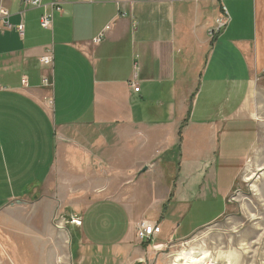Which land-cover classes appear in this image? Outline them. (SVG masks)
Listing matches in <instances>:
<instances>
[{
    "label": "crops",
    "instance_id": "1",
    "mask_svg": "<svg viewBox=\"0 0 264 264\" xmlns=\"http://www.w3.org/2000/svg\"><path fill=\"white\" fill-rule=\"evenodd\" d=\"M25 1L0 0L8 14L0 20L6 199L37 195L60 157L63 170L102 171L110 197L114 186L138 180L117 181L113 173L131 176L153 161L156 171L164 164L158 156L175 151L182 127L183 181L179 169L172 186L155 189L150 203L160 202L163 222L174 212L186 214L191 203L207 210L218 199L222 211L206 222L219 218L264 140V0H40L38 8ZM53 1L61 12L43 30L40 17ZM222 5L229 24L210 39ZM21 25L23 36L16 30ZM46 51L51 69L40 64ZM129 150L136 153L128 163ZM151 204L146 209L153 211Z\"/></svg>",
    "mask_w": 264,
    "mask_h": 264
},
{
    "label": "rangeland",
    "instance_id": "2",
    "mask_svg": "<svg viewBox=\"0 0 264 264\" xmlns=\"http://www.w3.org/2000/svg\"><path fill=\"white\" fill-rule=\"evenodd\" d=\"M44 103L52 108L51 98ZM181 130L175 151L158 156L164 164H158L156 171L151 170L153 161L149 170L145 167L131 176L125 171L113 173L117 181L138 180L114 186L110 197L102 171L63 170L62 157L37 195L9 200L10 188H0V264H180L176 261L184 253L204 257L206 264H264V140L239 174L219 218L206 222L223 209L218 199H211L210 204L205 202L210 209L197 201L183 216L177 211L160 222L164 214H159L160 202L150 201L155 189L172 186L179 169L183 181ZM57 142L61 143L60 137ZM128 152L129 163L136 152ZM107 198L114 201L108 203ZM149 204L156 209L147 210ZM141 221L161 228L153 242L136 239Z\"/></svg>",
    "mask_w": 264,
    "mask_h": 264
},
{
    "label": "built area",
    "instance_id": "3",
    "mask_svg": "<svg viewBox=\"0 0 264 264\" xmlns=\"http://www.w3.org/2000/svg\"><path fill=\"white\" fill-rule=\"evenodd\" d=\"M25 4L30 8L31 7L32 8L41 7L40 6V4H41L40 0H26ZM55 12L60 13L61 8H60V4L53 1L48 6V9L40 17L39 26L41 29L49 30L51 20L53 17V13H55ZM7 17H8L7 12L3 8H0V20L3 21ZM228 24H229V16H228L226 8L222 5L220 7V12H219L218 17L214 20V24L208 32L210 39H215L216 37H218L227 28ZM6 26L8 27V24H6ZM16 30L20 36H23V26L22 25L18 26L16 28ZM100 41H101V38H98L94 41V43L98 44ZM40 64L43 67L51 69L52 55H51L50 51H46L45 56L42 59H40ZM22 84L25 85L26 81L22 80ZM42 84H43V86L48 87L49 86V80L47 78H44L42 80ZM131 87L135 93H137L139 91V88H137L134 84H131ZM80 224L81 223L76 222V225L79 226ZM160 232H161V229L158 225L151 224V223L146 222V221L145 222L141 221L136 227L135 236H136V239L140 243H151L157 238V236L160 234Z\"/></svg>",
    "mask_w": 264,
    "mask_h": 264
},
{
    "label": "bare ground",
    "instance_id": "4",
    "mask_svg": "<svg viewBox=\"0 0 264 264\" xmlns=\"http://www.w3.org/2000/svg\"><path fill=\"white\" fill-rule=\"evenodd\" d=\"M203 258L199 259L198 257H193V255L189 253H184V255L180 257L176 262L180 261V264H206V262L202 261Z\"/></svg>",
    "mask_w": 264,
    "mask_h": 264
}]
</instances>
